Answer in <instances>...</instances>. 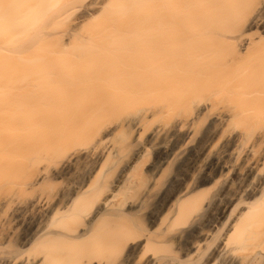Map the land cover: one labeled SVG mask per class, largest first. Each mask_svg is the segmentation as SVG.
<instances>
[{
    "label": "bare ground",
    "instance_id": "bare-ground-1",
    "mask_svg": "<svg viewBox=\"0 0 264 264\" xmlns=\"http://www.w3.org/2000/svg\"><path fill=\"white\" fill-rule=\"evenodd\" d=\"M111 2L52 55L0 6V264H264V0Z\"/></svg>",
    "mask_w": 264,
    "mask_h": 264
},
{
    "label": "rangeland",
    "instance_id": "rangeland-1",
    "mask_svg": "<svg viewBox=\"0 0 264 264\" xmlns=\"http://www.w3.org/2000/svg\"><path fill=\"white\" fill-rule=\"evenodd\" d=\"M25 1L27 2V3H25ZM41 1V2H40ZM40 1H38V0H32L31 2H32V4H31V2H30V0L29 1H27V0H20V1H17V0H0V6L2 7L1 8V10H2V14H6L7 12H8V10L7 9H9V11L12 13V11L14 10V9H16V7H18V6H20V7H18V8H20V9H23V8H26V9H23V12H21V13H24L25 14V12L28 14V12L26 11V10H28V8H29V10H30V7H28V6H31V8L33 7V6H35V5H37L38 3H41V6H38V8H36V9H38V10H36V9H34V12L36 13V15L34 14L33 15V12H32V16H31V12L29 13L30 15H29V18L31 17V19L33 20V22H27V24L29 25V23H32L33 25H34V23H35V25H34V27H33V25H29V27L30 26H32L33 28H31V29H33V32H32V35H31V33H28V34H30L31 35V37H33V34H35L36 36H37V34L36 33H38V36L37 37H35V35H34V37H33V39H34V41H35V38H36V40H38L39 41V39L41 38V35L43 36V38H42V40H40L42 43V45L41 46H43V44H45L44 42H46V44L44 45V49H43V47H41L40 49H41V51H38V50H40L39 49V47H40V43L38 44V49H35V50H37V52H42L43 50L44 51H46V52H44V53H47V52H49V51H51V50H48L47 51V49H50L49 47L46 49V46H49V45H54V47L52 46L51 47V49L52 50H54V49H56L57 47V51H59L58 49H59V46H60V44L62 43L63 44V42L66 44V43H69V42H72L71 44L73 45V43L74 42H78L77 40L78 39H75V37L77 38V36H78V38H82V37H84V38H95L94 36H95V34H93L95 31H98L99 30V27L100 26H102V24L104 25V26H106V24H105V21H104V18H107L106 16L108 15L107 14V12H108V10H110L111 8L110 7H112L111 6V4H110V2L112 1V0H98L96 3H94V2H92V1H94V0H82V2H81V0H66V1H64V3L62 2V5L60 6V8H61V10H59V11H57V12H51V14H50V12L49 13H46V5L47 4H49V3H46V0L45 1H43V0H40ZM44 3H43V2ZM15 2H17L16 4H18V5H14L13 3H15ZM20 3V5H19V3ZM24 2V3H23ZM30 2V3H29ZM35 2V3H34ZM49 2V1H48ZM65 2H66V4H65ZM89 2V3H88ZM22 3H23V5L24 6H26V7H24L23 5H22ZM50 3H51V1H50ZM86 3H87V5H86ZM92 3H94V4H92ZM112 3V2H111ZM89 4H91V5H89ZM110 4V5H109ZM10 5H13V6H10ZM28 5V6H27ZM33 5V6H32ZM9 6V8H7ZM23 6V7H22ZM89 6V7H88ZM110 6V7H109ZM3 7H5V9L7 10V11H5L4 12V8ZM35 7H37V6H35ZM34 8V7H33ZM19 9V10H20ZM102 9V10H101ZM105 9V10H104ZM108 9V10H107ZM32 10V9H31ZM22 11V10H21ZM25 11V12H24ZM10 12H8L9 13V15L10 16H12V15H15V14H10ZM15 12V11H14ZM13 12V13H14ZM16 12H20V11H16ZM15 12V13H16ZM103 12H104V14H103ZM47 15H46V14ZM52 13H54V14H52ZM23 14V15H24ZM107 14V15H106ZM1 15V14H0ZM8 15V14H7ZM8 15V16H9ZM17 15H18V13H17ZM23 15H20V16H22L23 17ZM46 15V16H45ZM7 16V19H6V17H4L6 20H3V21H8V19L10 18V17H8ZM25 16L26 17H28L26 14H25ZM104 16V17H103ZM13 17V18H12ZM11 18L12 19H14V17L15 16H12ZM26 17H25V19H26ZM33 17V18H32ZM37 17L38 18H43V19H39V21L38 22H36L37 21ZM3 18V17H2ZM20 18V17H19ZM36 18V19H35ZM22 19V18H21ZM21 19H20V21H21ZM15 21L17 20V21H19L18 20V18L16 17L15 19H14ZM14 20H11V21H14ZM2 21V22H3ZM10 21V20H9ZM6 22V23H3V25L5 26V27H7L8 25H10V27L8 26L7 28L8 29H5V31L4 30H2L3 29V25H0V32H1V30L2 31H4V33L3 32H1L0 34L2 35L1 37H0V60L2 59V57L4 58L5 56H9L10 57V53L12 54L13 53V48H14V46H16L17 47V41H19V40H17V39H19L20 37H18L17 39H16V41L14 42V43H16L15 45H14V43L12 42V45H10L9 43V45H5L7 42H8V40H10V38H12L13 39V37H14V32H16V34H18L17 33V30H14L11 26L13 25H19L18 23H16V24H12V23H15V22ZM24 21H27V19L26 20H24V17H23V20H22V22H24ZM31 21V20H30ZM41 21V22H40ZM102 21H103V23H102ZM1 22V21H0ZM40 22V23H39ZM38 23V24H37ZM0 24H2V23H0ZM12 24V25H11ZM20 24H21V22H20ZM23 24V23H22ZM24 24H26V22H24ZM28 25H24L26 28H28ZM114 25V24H113ZM116 25V24H115ZM114 25V26H115ZM2 26V27H1ZM14 26V27H15ZM21 26V25H20ZM23 26V25H22ZM39 26V27H38ZM9 28H12L13 29V31L14 32H10V34L11 35H9L8 34V31H9ZM30 29V30H31ZM38 30V32L36 31V30ZM35 30V31H34ZM41 30V31H40ZM43 30V31H42ZM10 31H12V30H10ZM23 32V31H22ZM25 32H27V31H25ZM28 32H29V29H28ZM5 35L6 33V35L9 37H6V36H4L3 34ZM13 33V34H12ZM42 33V34H41ZM44 33H47V34H44ZM44 34V35H43ZM46 35V36H45ZM91 35H93V36H91ZM40 36V37H39ZM74 36V37H73ZM8 39V40H6V39ZM15 38V37H14ZM37 38H39V39H37ZM73 38V39H72ZM11 39V40H12ZM29 39H32V38H30L29 37ZM29 39H26L27 41L29 40ZM47 40V41H44V40ZM71 39V40H70ZM13 40H15V39H13ZM21 40V39H20ZM23 40V39H22ZM25 40V42L24 43H26L27 41ZM70 40V41H69ZM39 41V42H40ZM4 42V43H3ZM19 42H21V41H19ZM28 42H30V41H28ZM27 42V43H28ZM31 42L34 44V42H33V40H31ZM58 42L60 43L59 45H58ZM10 43H11V41H10ZM36 43H37V41H36ZM51 43V44H50ZM54 43V44H53ZM48 44V45H47ZM36 45V44H35ZM34 45V46H35ZM55 45H56V48H55ZM58 45V46H57ZM11 46V47H10ZM13 46V47H12ZM74 46V45H73ZM15 47V48H16ZM31 47H33V46H31ZM30 47V48H31ZM12 50H11V49ZM14 48V49H15ZM34 48V47H33ZM69 48H70V45H69ZM17 49V48H16ZM16 49H15V51H16ZM32 49V48H31ZM10 50V51H9ZM34 50V49H33ZM68 50V49H67ZM12 51V52H11ZM56 51V50H55ZM60 51H61V49H60ZM29 52L32 54V50L30 51V49H29ZM42 52V53H43ZM69 52H71V51H67V52H64V54L65 55H67ZM51 53H53V55L55 54L53 51L51 52ZM61 54L63 53V52H60ZM59 53V54H60ZM49 55H52V54H50V52L48 53ZM57 55V53L54 55V56H56ZM12 56H13V54H12ZM11 56V57H12ZM14 56H16V55H14ZM1 62V61H0ZM1 70V69H0ZM1 73V72H0ZM2 105V104H1ZM3 106V105H2ZM1 111V110H0ZM4 111V110H3ZM7 111V110H6ZM66 181V180H65ZM65 181L63 182V183H65ZM69 181H67V183H68ZM66 184V183H65Z\"/></svg>",
    "mask_w": 264,
    "mask_h": 264
},
{
    "label": "snow or ice",
    "instance_id": "snow-or-ice-1",
    "mask_svg": "<svg viewBox=\"0 0 264 264\" xmlns=\"http://www.w3.org/2000/svg\"><path fill=\"white\" fill-rule=\"evenodd\" d=\"M113 131H115V129ZM109 134H111V133H109ZM137 264H140V261H138Z\"/></svg>",
    "mask_w": 264,
    "mask_h": 264
}]
</instances>
